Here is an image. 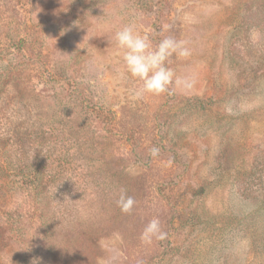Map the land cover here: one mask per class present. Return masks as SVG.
<instances>
[{"label": "rangeland", "instance_id": "obj_1", "mask_svg": "<svg viewBox=\"0 0 264 264\" xmlns=\"http://www.w3.org/2000/svg\"><path fill=\"white\" fill-rule=\"evenodd\" d=\"M126 25L193 87L146 92ZM0 177V264H262L264 0H0Z\"/></svg>", "mask_w": 264, "mask_h": 264}, {"label": "clouds", "instance_id": "obj_2", "mask_svg": "<svg viewBox=\"0 0 264 264\" xmlns=\"http://www.w3.org/2000/svg\"><path fill=\"white\" fill-rule=\"evenodd\" d=\"M116 45L124 50L123 60L127 71L132 77L143 81L144 90L152 94L171 93L172 86L191 89L194 81L191 78L176 77L174 71L167 67V62L173 55L187 58L191 55L185 40H177L171 36L159 41L155 48L146 35L139 34L134 25H126L116 31L112 37ZM160 149L153 146L150 155L156 157ZM135 201L123 191L117 205L124 213L132 210ZM158 219H152L144 228L141 239L151 242L152 238L164 239Z\"/></svg>", "mask_w": 264, "mask_h": 264}, {"label": "trees", "instance_id": "obj_3", "mask_svg": "<svg viewBox=\"0 0 264 264\" xmlns=\"http://www.w3.org/2000/svg\"><path fill=\"white\" fill-rule=\"evenodd\" d=\"M3 178L0 177V182H2ZM42 183V177L36 176V175H29L28 179L25 178L24 185L26 187H29L35 192H38V187ZM1 187V183H0ZM6 204L5 199L3 197H0V205L4 206ZM18 212V209L16 210ZM0 217V252L2 251V248H5L7 245H9L13 240H16L15 237H13L11 226L8 224H11V222H16L14 219H9L10 221H7L8 218L3 215ZM21 214H16V217L19 218ZM4 218V219H3ZM17 220V219H16ZM12 223V224H13ZM264 264V262L262 263Z\"/></svg>", "mask_w": 264, "mask_h": 264}]
</instances>
